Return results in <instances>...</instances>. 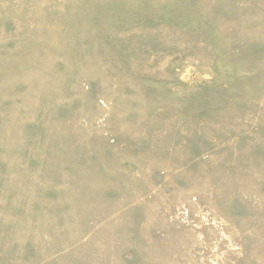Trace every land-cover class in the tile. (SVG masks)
<instances>
[{"label": "rangeland", "instance_id": "374dc122", "mask_svg": "<svg viewBox=\"0 0 264 264\" xmlns=\"http://www.w3.org/2000/svg\"><path fill=\"white\" fill-rule=\"evenodd\" d=\"M0 264H264V0H0Z\"/></svg>", "mask_w": 264, "mask_h": 264}]
</instances>
